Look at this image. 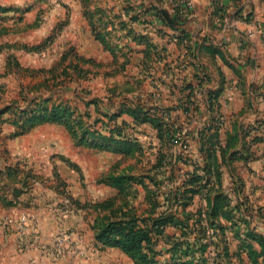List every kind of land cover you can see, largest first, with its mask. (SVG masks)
I'll list each match as a JSON object with an SVG mask.
<instances>
[{
  "label": "crops",
  "instance_id": "0c3cea01",
  "mask_svg": "<svg viewBox=\"0 0 264 264\" xmlns=\"http://www.w3.org/2000/svg\"><path fill=\"white\" fill-rule=\"evenodd\" d=\"M78 1L82 6L93 1V12L72 14L64 25L74 33H83L85 29L90 39L88 45L99 53L84 54L81 51L85 47L79 43L76 49L79 56L101 68L110 65L113 69L109 76L115 80L122 78L110 86L106 97H91L100 100V111L94 106L92 118L103 119L104 122H99L102 130L123 128L124 133L137 143L135 147L144 149V155L138 152L135 156L120 154L122 159L129 161L121 171L143 173L153 165L155 153L162 145L153 125L135 120L137 96L142 98L141 102L146 107L156 104L170 110L171 127H181L188 132L187 150L184 151L180 144L164 147L175 154L177 167L193 169L181 161L183 151L201 166L208 161L201 137L203 134L212 135L217 126L216 135L222 148L215 150L213 161L220 166V187L232 198L237 215V210L248 214L251 228L264 235L255 225V221H264V0H222L226 4L225 10L217 13L213 0H190L191 7L186 13L188 18L180 27L174 19L173 3L183 0ZM157 9L161 13L158 14ZM229 20L233 22V28L225 33L222 25ZM251 24L256 26V31L250 37ZM184 32L193 36L197 44L186 46L179 43L178 36ZM96 33L105 36V40L97 38ZM158 54L163 56L161 61ZM98 55L110 58L109 63ZM65 67L67 65L62 72ZM207 89L218 92L220 104L216 112L206 108ZM123 107L131 112L122 111ZM185 108L189 111L185 112ZM112 114L117 116L110 120ZM45 125L63 127L73 140L68 129L58 123H45L13 137L29 136ZM145 125L154 131V136L147 134L150 130L143 129ZM2 126L0 134L4 133ZM242 130L247 132L243 134ZM237 133L244 135L246 144L228 167L225 164L227 153L223 150H228L229 140ZM15 146L14 143L10 146L13 156L19 154ZM53 162L61 173L58 180L67 182L69 175L64 172L69 169V159L61 153ZM26 164L29 166L23 167L25 170L20 171L13 186L9 185V167H0V264H95L92 262L96 260L95 253L87 247L90 241L86 240L83 223L74 221V214L67 209V200L55 199L52 202L54 199L48 196L54 192L41 184L40 179L51 175L45 170L37 171L36 166L52 164V160L29 157ZM119 164L117 162L113 168ZM38 173L45 174V177ZM26 182L31 186L24 188ZM237 184L240 185L238 192L235 190ZM103 185L115 192L102 200L118 193L114 186ZM138 187L146 191L142 185L138 184L137 190ZM254 198H260L261 205L253 209L251 202ZM11 200L12 208L6 203ZM144 203L148 206L147 200ZM201 204L200 197H196L195 204L189 209L195 210ZM254 211L259 213L258 217ZM22 214L29 216L24 227L19 225ZM92 231L93 245L101 248ZM166 232L174 234L177 229L168 226ZM235 242H232L233 251L239 241ZM95 246L93 248L97 249ZM166 258L169 255L163 257Z\"/></svg>",
  "mask_w": 264,
  "mask_h": 264
},
{
  "label": "trees",
  "instance_id": "16d2710c",
  "mask_svg": "<svg viewBox=\"0 0 264 264\" xmlns=\"http://www.w3.org/2000/svg\"><path fill=\"white\" fill-rule=\"evenodd\" d=\"M173 5L174 19L180 27L186 22V13L190 8L187 6V0L174 2ZM225 6L222 0H213L215 13L224 11ZM8 10L11 9L0 6V18L1 14ZM157 10L158 14L161 13L160 9ZM96 34L97 38L105 40V36ZM178 40L186 46L197 44L193 36L185 32L178 36ZM112 52L116 54L114 50ZM162 59V54H158V60ZM81 60L92 62L83 57ZM72 68L78 69V63L68 64L61 75L68 76ZM86 74V69L81 68L78 72L81 78H85ZM137 97L138 102L134 107L135 120L153 125L158 130L162 145L155 153L153 165L143 173L117 172L115 167L99 179V183L117 188L118 193L95 204L98 210L93 222L96 241L105 247L119 248L134 264H264V235L251 228L248 214L237 210V215L232 206V198L220 187V166L213 161L215 150L222 148L216 135L219 127H215L212 135L203 134L201 137L202 148L208 155V161L201 166L184 152L189 145L188 132L181 127H171L170 110L156 104L146 107L147 105L141 102L142 98ZM90 99L89 106H95L100 111V100ZM48 101L50 100L44 99V103L37 101L35 108L30 112H20L19 119L13 122V125L17 126L16 135L25 134L45 123H58L68 129L77 145L125 156H135L136 152L139 155L145 154L143 147H135L137 143L124 133L123 128L108 129L103 133L101 127H95L97 123L104 122L103 119L92 118L94 123L87 120L93 116L91 111L83 112L61 103L49 106L46 104ZM205 101L208 111L216 112L219 109L217 91L207 89ZM8 111L7 107H4L0 114ZM122 111L131 112L127 107H123ZM188 111L189 109L185 108V112ZM116 116L110 115V120ZM241 132L245 134L247 130ZM126 137L128 139H125ZM177 144L184 150L181 161L190 164L192 170L177 167L175 154L164 149ZM245 144L242 134L237 133L229 140L228 150H223V153H227L225 164L228 167L231 166V161L242 153V146ZM138 184L147 191L149 209L146 208L144 214L139 213L141 209L133 202ZM239 187L237 184V192ZM196 197H200L202 204L195 210H190ZM235 208L239 209L240 206ZM246 211L248 212V208ZM221 219L228 223L222 222ZM168 226L174 227L177 232L167 233ZM234 240L239 243L233 251ZM161 242L164 245L163 250L158 249ZM166 255H169V258L163 259Z\"/></svg>",
  "mask_w": 264,
  "mask_h": 264
},
{
  "label": "rangeland",
  "instance_id": "374dc122",
  "mask_svg": "<svg viewBox=\"0 0 264 264\" xmlns=\"http://www.w3.org/2000/svg\"><path fill=\"white\" fill-rule=\"evenodd\" d=\"M0 6L11 9L2 13L0 18V110L4 107L9 110L0 114V125H3L2 130H4V133L0 134L2 159L0 167L4 165L9 167L7 168L8 178L11 181L9 185L13 186L20 171L25 170L23 167L29 166L26 164L29 157L50 158L52 164L36 166L37 171L45 170L51 175L44 178L45 174L38 173L44 178L40 179L41 184L54 192L48 196L54 199L52 202H55V199L67 200V209L74 214V221L79 220L83 223L86 240L88 238L90 241V243L87 241L89 243L87 247L92 248L91 252L95 253L96 257L92 262L134 264L132 259L119 248L105 246L100 248L98 245H93L91 240L93 222L98 215L95 204L115 192L110 187L99 184V179L109 173L117 162L120 164L117 165L116 171L122 172V167L129 161L122 159L119 153L77 145L74 137L71 135L73 141L67 131L60 126L45 125L29 136L16 139L13 137L17 132V126L13 125V122L19 119L22 110L30 112L34 109L37 101L44 103V99H49L50 101L46 103L49 106L59 103L68 104L72 108H78L83 112L89 110L91 113L94 111V106H89L90 98L106 97V94L110 93V86L122 80V78L115 80L109 76L113 69L110 65L101 68L93 62H83L76 50L79 43L81 47H85L81 51L84 54H93L97 50L88 45L90 39L85 34V29L83 33L79 31L74 33L68 25H64L72 14L76 15L79 11L93 12L94 2L89 1L82 6L78 0H0ZM95 54H99L98 51ZM98 57L109 63L110 58H105L104 55ZM76 63L79 65L78 69L72 68L68 76L61 75L64 66ZM81 68L87 71L85 78L78 75ZM87 120L93 122L92 116ZM95 127L100 128L99 123ZM143 129L150 130L146 125ZM101 131L106 133L107 130L104 128ZM152 133L154 131L150 130L147 134L151 137L154 136ZM12 143L19 152L16 156L11 154ZM61 153L70 161L69 169L64 172L69 175V180L62 183L57 178L61 175L60 170L53 162ZM27 182L24 188L31 186ZM137 192L133 202L143 210L139 213L144 214V210L148 208L144 203L146 191L138 187ZM260 200V198L253 199L251 202L253 209L261 205ZM119 201L121 202L120 198ZM6 203H11L7 206L12 208L13 200ZM258 214L255 212V217H258ZM255 225L258 231L264 233V221H255ZM163 246L161 242L158 249L163 250Z\"/></svg>",
  "mask_w": 264,
  "mask_h": 264
},
{
  "label": "built area",
  "instance_id": "2783aa9c",
  "mask_svg": "<svg viewBox=\"0 0 264 264\" xmlns=\"http://www.w3.org/2000/svg\"><path fill=\"white\" fill-rule=\"evenodd\" d=\"M187 6L190 8L191 7V1L187 0ZM231 28H233V22L232 21H226L223 25H222V30L226 33L228 30H230ZM256 31V26L254 24H251V30L248 32V36H253L254 33ZM194 39V38H193ZM195 40V39H194ZM29 216L27 214H22L20 216L19 219V225L21 227H24L26 225V223L28 222Z\"/></svg>",
  "mask_w": 264,
  "mask_h": 264
}]
</instances>
